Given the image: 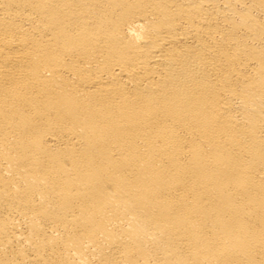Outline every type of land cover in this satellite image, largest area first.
Masks as SVG:
<instances>
[{
	"label": "bare ground",
	"instance_id": "bare-ground-1",
	"mask_svg": "<svg viewBox=\"0 0 264 264\" xmlns=\"http://www.w3.org/2000/svg\"><path fill=\"white\" fill-rule=\"evenodd\" d=\"M0 264H264V0H0Z\"/></svg>",
	"mask_w": 264,
	"mask_h": 264
}]
</instances>
